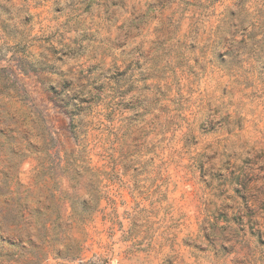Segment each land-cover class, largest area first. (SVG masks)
I'll return each instance as SVG.
<instances>
[{"label": "rangeland", "instance_id": "obj_1", "mask_svg": "<svg viewBox=\"0 0 264 264\" xmlns=\"http://www.w3.org/2000/svg\"><path fill=\"white\" fill-rule=\"evenodd\" d=\"M0 264H264V0H0Z\"/></svg>", "mask_w": 264, "mask_h": 264}]
</instances>
